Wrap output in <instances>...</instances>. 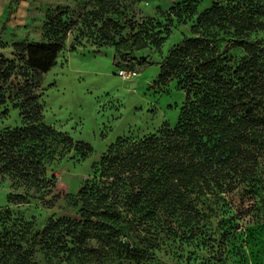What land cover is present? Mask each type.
I'll return each mask as SVG.
<instances>
[{
	"label": "rangeland",
	"instance_id": "rangeland-1",
	"mask_svg": "<svg viewBox=\"0 0 264 264\" xmlns=\"http://www.w3.org/2000/svg\"><path fill=\"white\" fill-rule=\"evenodd\" d=\"M188 1L0 0V55L5 58L18 59L15 43L52 39L49 28L55 17L66 23L65 46L36 92L45 122L94 149L85 158L75 148L57 158L48 167L54 189L49 195L31 191L26 203L8 200L9 193H25V187H14L9 177L0 179V230L18 235L32 264H264V155L254 179L218 199H199L201 217L194 220L160 214L132 222V229L123 223L113 247L105 249L92 239L90 254L79 248L65 254L41 243L40 233L51 219L80 220L78 191L92 180L95 165L113 143L176 125L187 95L176 79L159 78L161 63L174 44L193 34L200 13L218 1L239 3L253 11L258 25L250 39L264 40V0H190L186 9ZM179 7L176 15L174 8ZM231 52L236 58L244 54L239 47ZM123 54L136 60L124 61ZM121 67L137 75L123 78ZM22 122L11 101L0 107V131ZM130 244L147 250L140 262L124 256Z\"/></svg>",
	"mask_w": 264,
	"mask_h": 264
},
{
	"label": "trees",
	"instance_id": "trees-1",
	"mask_svg": "<svg viewBox=\"0 0 264 264\" xmlns=\"http://www.w3.org/2000/svg\"><path fill=\"white\" fill-rule=\"evenodd\" d=\"M174 10L180 14V7ZM252 12L218 1L199 14L193 34L174 44L161 63L159 78L176 79L187 95L176 125L113 143L78 191L80 220L51 219L40 233L42 244L65 254L78 248L90 254L88 242L97 239L107 249L119 239L123 223L132 229V222L160 214L194 220L201 217L199 199H218L255 178L264 155V40L250 39L258 27ZM54 20L49 41L15 43L17 60L0 55V107L11 101L23 116L22 125L0 131V179L9 177L14 187L27 189L9 193L12 204L28 202L31 191L49 195L55 181L48 167L72 148L82 158L94 150L44 120L36 90L68 34L66 23ZM236 47L244 51L238 58L231 52ZM6 215L12 218L10 210ZM17 236L0 230V264H32ZM146 251L130 244L123 254L140 262Z\"/></svg>",
	"mask_w": 264,
	"mask_h": 264
},
{
	"label": "built area",
	"instance_id": "built-area-1",
	"mask_svg": "<svg viewBox=\"0 0 264 264\" xmlns=\"http://www.w3.org/2000/svg\"><path fill=\"white\" fill-rule=\"evenodd\" d=\"M119 75L122 76L123 78H133L134 76L137 75V72L132 69H127V68H120L119 69Z\"/></svg>",
	"mask_w": 264,
	"mask_h": 264
}]
</instances>
